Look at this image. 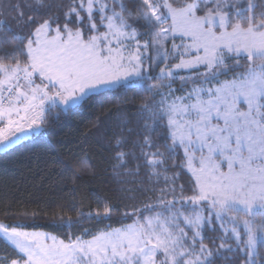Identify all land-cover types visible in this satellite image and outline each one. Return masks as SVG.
I'll return each mask as SVG.
<instances>
[{
    "label": "snow or ice",
    "instance_id": "6c2138e0",
    "mask_svg": "<svg viewBox=\"0 0 264 264\" xmlns=\"http://www.w3.org/2000/svg\"><path fill=\"white\" fill-rule=\"evenodd\" d=\"M44 6L43 0L24 5L37 11ZM24 18V11H18V21ZM139 20L153 29L150 41L141 43L133 26ZM25 23L34 25L26 43L15 37L18 45L0 48L3 59L14 61L0 63V149L7 153L25 138L43 135L54 109L68 111L111 90L154 94L160 86L145 85L153 78L192 80L184 96L169 89L154 110L147 103L140 106L154 123L166 121L168 148L182 149L192 195L184 196L180 185L177 196L178 174L165 176L171 186L160 189L156 204L123 213L135 217L132 224L89 240L77 237L65 243L0 222V235L22 254L9 264H213L214 249L203 243L202 231L205 224L215 223L225 236L231 233L233 250L246 257L245 264H256L258 242H264V0L259 5L255 0H181L178 5L139 0L135 17L119 0H70L62 17L29 16ZM4 24L0 20V30ZM169 40L171 55L165 47ZM149 47L155 55L145 67ZM242 58L246 70L221 81L228 61L240 66ZM181 71L189 75L179 76ZM152 146L145 135L141 155L159 177L155 168L163 163L158 158L163 153L143 151ZM126 156L116 155L121 166ZM169 194L172 199H166ZM186 206L189 214L183 211ZM156 207L164 211L154 212ZM112 211L105 205L102 213L87 216L110 218ZM59 220L54 226L76 222L63 216ZM225 247L231 246L221 243L215 251Z\"/></svg>",
    "mask_w": 264,
    "mask_h": 264
},
{
    "label": "trees",
    "instance_id": "16d2710c",
    "mask_svg": "<svg viewBox=\"0 0 264 264\" xmlns=\"http://www.w3.org/2000/svg\"><path fill=\"white\" fill-rule=\"evenodd\" d=\"M121 1L130 7L135 17L137 1ZM170 1L177 5L181 3V0ZM69 2L43 0L45 6L37 11L24 7L33 4L34 0H0V20L5 21L0 30V48L11 50L18 45L20 41L15 37L24 39L26 43L34 29L33 24L25 23L27 17L35 16L37 20L62 17ZM255 2L259 5L260 0ZM17 5L21 7L17 8ZM260 10L258 6L256 11ZM18 11H24V20L18 21ZM127 17L128 13L125 14ZM20 59L23 62L24 57ZM0 63L14 61L0 56ZM237 69L232 68L220 78H232ZM152 82L154 80H147L145 85H152ZM173 84L178 86L171 80L160 90L167 93ZM175 90L180 94L182 88L176 87ZM160 95L159 89L154 94L144 89H118L93 96L68 111L54 109L43 135L26 138L7 153L0 152V221L13 227L48 232L63 241L77 237L90 239L101 231L133 223L135 217L129 215L125 218L123 213H131L146 204H156L160 189L171 186V183L165 184V176L178 174L174 181L177 196L181 194L180 185H184V196L192 195L190 174L183 167L184 158L180 150L170 151L168 148L171 141L166 121L154 123L148 111L140 110L145 103L157 104ZM124 120L128 123L122 127ZM145 135L150 137L153 146L143 151L163 153L158 158L164 164L155 168L161 173L159 177L151 174L153 169L145 166L141 155L140 145ZM118 153L127 154L123 166L116 159ZM166 199H172V195ZM105 205L113 208L110 218H88V213H102ZM160 209L156 207L153 211ZM189 210L191 208L187 206L183 209L185 214ZM61 216L71 217L76 222L71 227L54 226V223L61 224ZM226 226L231 227V224ZM202 234L203 243L214 249L213 264H245L246 257L239 250H233L236 243L231 233L225 236L218 223L214 226L205 224ZM221 243L231 247L216 252ZM261 243L264 242L257 245L259 255L255 257L256 264H264V246ZM20 256L16 249L0 239V264H9L11 259H19Z\"/></svg>",
    "mask_w": 264,
    "mask_h": 264
},
{
    "label": "rangeland",
    "instance_id": "374dc122",
    "mask_svg": "<svg viewBox=\"0 0 264 264\" xmlns=\"http://www.w3.org/2000/svg\"><path fill=\"white\" fill-rule=\"evenodd\" d=\"M137 1V3H136V6H135V14L137 15V4L139 3V0H136ZM109 2L111 3L112 2V0H109ZM119 2L120 3H122V1L121 0H119ZM171 2V1H170ZM127 8L128 9H130V7L129 6H127ZM115 10L116 11H120V8H119V5L117 4L116 6H115ZM127 12H125V13H123V15L125 16V14H126ZM135 15V16H136ZM98 22V21H97ZM130 23H132V21H129ZM134 27H136L137 28V31L139 32V33H141V35L139 36V39H140V41H141V43H143L144 41H146V40H148V41H150V39H151V34H153V29L151 28V26L150 25H148L144 20H139L138 22H136L134 25H133ZM53 27H55V25H53ZM105 29L103 28V27H101L100 28V31H104ZM181 41H180V39L177 37V39H176V41H175V43H177V44H179ZM165 47L169 50V54L171 55V52H170V50H171V47H172V43H171V40H169L168 42H166V44H165ZM148 57H149V59H146L145 60V62H144V66L145 67H148L151 63H152V60H151V57H153L154 55H155V53L153 52V50H152V48L151 47H149V49H148ZM178 62V58H176V59H170V62H169V66H171V64H174V63H177ZM245 63H246V61H245V59H240V61H239V65L240 66H236L232 61H228V64H229V70H231L232 68L233 69H236V68H239V69H237L238 71H236L235 72V74L233 75V77L232 78H230V79H225V78H220L219 77V79L221 80V81H230V80H232V79H234L235 77H237L239 74H241V73H243L245 70H246V68H245ZM160 66H163L162 64L160 65ZM228 70V71H229ZM159 71V67H157V68H155L154 69V72H158ZM200 71H203V68H201L200 69ZM187 75H189V73H187V72H184V71H181L180 73H179V76H187ZM177 79H179V78H172V79H156V78H153L152 80H154V82H152L151 84L152 85H158V86H160L159 87V92H161V95L160 96H158L157 98V104H150L149 105V107L151 108V109H155L158 105H159V102L161 101V99H162V96L163 95H166L168 92H169V90L168 91H166L167 93H163L161 90H160V88H162L163 89V86H168L169 85V82L172 80L173 82H177L178 83V86H176V85H174L173 84V86L171 87V89H172V91H173V94L175 95V96H184L187 92H189L190 90H191V88H192V86H193V81L192 80H187V81H182L181 79H179L178 81H176ZM36 82L37 83H39L40 81H39V79L38 78H36ZM195 83H199L198 81H196ZM176 87H179V89H181L182 88V90H181V93L179 94V93H177V91L175 90V88ZM149 113V112H148ZM26 139V138H25ZM179 150H180V152H181V154H182V156H183V158H184V155H183V151H182V149H180V148H178ZM3 150L2 149H0V152H2ZM163 164H164V162H163ZM176 208H180V206H177ZM159 211H164L163 209H160ZM192 210H189V213L191 212ZM156 212H158V211H156ZM189 213H186V214H189ZM150 214H152V213H148V214H146V215H150ZM166 214V213H165ZM1 222V221H0ZM4 223V222H3ZM6 224V223H5ZM132 224V223H131ZM8 225V224H7ZM130 225V224H129ZM127 226V225H126ZM181 226H183V225H181ZM123 227H125V226H123ZM123 227H120V228H116V229H121V228H123ZM22 231H26V232H29V233H42V234H48V235H50L51 237H55L57 240H62V239H60V238H58L56 235H54V234H51V233H48V232H44V231H40V230H27V229H22V228H20ZM113 230V229H112ZM186 231H188V233H189V235H191V231L189 230V229H185ZM108 231H111V230H108ZM108 231H103V232H108ZM0 239L1 240H4L3 239V237H2V235H0ZM91 239V238H90ZM72 240H74V239H72ZM84 240H89V239H84ZM5 242H7L10 246H12L14 249H16L15 248V246L14 245H12L11 243H9L8 241H6V240H4ZM70 241V240H69ZM69 241H64L65 243H67V242H69ZM46 242L47 243H51V240H46ZM17 250V249H16ZM18 251V250H17ZM22 255V254H21ZM159 258H161V257H159L158 256V259Z\"/></svg>",
    "mask_w": 264,
    "mask_h": 264
}]
</instances>
